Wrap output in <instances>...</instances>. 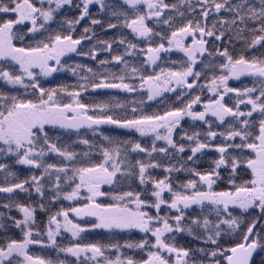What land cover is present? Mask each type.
<instances>
[{
	"label": "snow or ice",
	"instance_id": "obj_1",
	"mask_svg": "<svg viewBox=\"0 0 264 264\" xmlns=\"http://www.w3.org/2000/svg\"><path fill=\"white\" fill-rule=\"evenodd\" d=\"M0 264H264V0H0Z\"/></svg>",
	"mask_w": 264,
	"mask_h": 264
},
{
	"label": "trees",
	"instance_id": "obj_2",
	"mask_svg": "<svg viewBox=\"0 0 264 264\" xmlns=\"http://www.w3.org/2000/svg\"><path fill=\"white\" fill-rule=\"evenodd\" d=\"M116 95L118 96V98H120L122 100L126 98V94H123V93H117ZM129 99H130V97H129Z\"/></svg>",
	"mask_w": 264,
	"mask_h": 264
}]
</instances>
